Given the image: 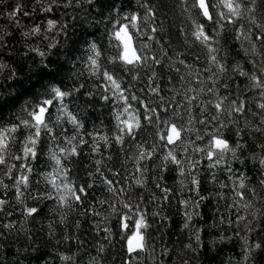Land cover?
Segmentation results:
<instances>
[{
	"label": "snow or ice",
	"instance_id": "1",
	"mask_svg": "<svg viewBox=\"0 0 264 264\" xmlns=\"http://www.w3.org/2000/svg\"><path fill=\"white\" fill-rule=\"evenodd\" d=\"M228 244L264 262V0H0V264Z\"/></svg>",
	"mask_w": 264,
	"mask_h": 264
},
{
	"label": "trees",
	"instance_id": "2",
	"mask_svg": "<svg viewBox=\"0 0 264 264\" xmlns=\"http://www.w3.org/2000/svg\"><path fill=\"white\" fill-rule=\"evenodd\" d=\"M169 4L172 3V0H166ZM168 11V18L166 20L167 25H172V31L175 32V25L180 24L182 17L179 15V11L177 10L174 14L172 11ZM171 183V181H169ZM178 219V218H177ZM167 239V238H166ZM176 239L175 235L171 236V240L174 241ZM20 246H23V242H20ZM90 247V246H89ZM9 251V257L14 254L15 249L11 248ZM239 247L234 246L233 244H228L226 246H221L220 251H212L208 254H202L201 260L202 264H226L227 258L232 256L234 259L239 255ZM6 257V258H9ZM21 259L25 260V264H38L35 258L32 257H21ZM80 259L83 261V264H87L88 261V253H82ZM39 264H43V262H39ZM264 264V262H262Z\"/></svg>",
	"mask_w": 264,
	"mask_h": 264
}]
</instances>
